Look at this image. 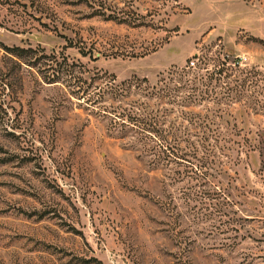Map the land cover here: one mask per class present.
I'll return each mask as SVG.
<instances>
[{
  "label": "rangeland",
  "instance_id": "obj_1",
  "mask_svg": "<svg viewBox=\"0 0 264 264\" xmlns=\"http://www.w3.org/2000/svg\"><path fill=\"white\" fill-rule=\"evenodd\" d=\"M52 55L135 80L122 105L160 111L203 169L120 140L67 75L50 83ZM225 61L233 87L264 73V0H0V264H264V116L222 98ZM207 86L224 105L183 114Z\"/></svg>",
  "mask_w": 264,
  "mask_h": 264
},
{
  "label": "trees",
  "instance_id": "obj_2",
  "mask_svg": "<svg viewBox=\"0 0 264 264\" xmlns=\"http://www.w3.org/2000/svg\"><path fill=\"white\" fill-rule=\"evenodd\" d=\"M16 51L24 54H33L34 52L33 50L28 52L25 50ZM16 57L23 60V56H20V54L16 55ZM27 57H29V55H27ZM42 61H44V64L52 62L51 65H56V68L53 66V70L58 76H55L54 80H50V83H60V81H63V76L67 75V79L71 83L74 82V85L78 89L77 92H75L76 95L86 99L88 106L93 108V110L98 114L104 118L110 119V129L112 132L116 133L120 140H126L130 138L138 142H146V144L150 147V157H154V163L158 162L160 164L171 165L174 163L189 162L193 170L203 169L202 166L200 167L190 163L188 159L191 157L189 155V152L191 153V151L187 152V150L185 151L181 148L185 141L182 134H178L177 130H168L169 127L164 121H162L164 116L161 117L160 111H150V113L147 114L140 111L135 112L134 109H127L122 105L124 99H129L133 96L132 89L135 87V80L120 84L116 77L100 73L95 74L89 79H85L83 76H81V73H72L68 70V67L63 68L64 64L59 61V57L57 55L42 56L39 59V62L42 63ZM64 62L66 61L64 60ZM228 65L229 63L227 61L223 62L221 67L216 68L213 71V74L210 76V80L215 81L216 84H222L219 86V88L221 87L220 89L225 91L222 93V98H226L231 102H233L232 100L235 99V102L232 104L247 103L244 101L245 99L249 100L248 104L250 103L252 105L257 103L259 110L255 109L257 111L256 114L263 117L264 73L257 71H241L239 82H237L238 85L233 87L231 84L233 75L229 73L231 68H227ZM240 66L241 65H236V68H240ZM188 69H190L189 66H187L185 69H182V71L186 72ZM143 81L144 83H148L147 79H144ZM207 87V90L201 92L204 95H200L199 98H197V95H195L198 90L193 87L190 90L192 91V94L180 104H176L181 109H183V114H192L188 113L187 110L195 108L193 103H199L200 105H203L210 104V102H217V105H224L221 102L222 99L219 101L214 99L215 97H213V95L217 94H214L213 90H209V86ZM149 90L150 89H147L146 91L148 92ZM171 92L172 91L169 89L167 93L165 91H162V94L159 92L160 94L155 95L156 99L158 101L168 99L172 96ZM155 96L152 95L150 97L155 98ZM218 96L219 95H217V97ZM172 104L173 103L169 105ZM172 113H175V111L172 110L171 114ZM197 118L200 119L199 117ZM205 118L209 120V117ZM204 135H206V133H204ZM148 142H150V144H148ZM196 152L193 153L194 159L197 158L198 153Z\"/></svg>",
  "mask_w": 264,
  "mask_h": 264
}]
</instances>
